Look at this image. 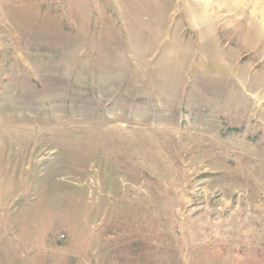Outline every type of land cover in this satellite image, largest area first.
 <instances>
[{
    "label": "rangeland",
    "instance_id": "obj_1",
    "mask_svg": "<svg viewBox=\"0 0 264 264\" xmlns=\"http://www.w3.org/2000/svg\"><path fill=\"white\" fill-rule=\"evenodd\" d=\"M0 264H264V0H0Z\"/></svg>",
    "mask_w": 264,
    "mask_h": 264
}]
</instances>
